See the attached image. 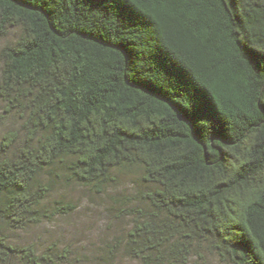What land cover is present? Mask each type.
Listing matches in <instances>:
<instances>
[{"label":"trees","instance_id":"trees-1","mask_svg":"<svg viewBox=\"0 0 264 264\" xmlns=\"http://www.w3.org/2000/svg\"><path fill=\"white\" fill-rule=\"evenodd\" d=\"M0 264H70L10 232L114 196L140 264H264V0H0ZM58 194V195H57Z\"/></svg>","mask_w":264,"mask_h":264},{"label":"rangeland","instance_id":"rangeland-1","mask_svg":"<svg viewBox=\"0 0 264 264\" xmlns=\"http://www.w3.org/2000/svg\"><path fill=\"white\" fill-rule=\"evenodd\" d=\"M16 33L15 29H10L6 39H0V46L5 41L14 39ZM11 123L17 125L16 119L5 115L0 100V135ZM134 179L133 174H123L104 194L75 185L59 188L58 193L65 194V197L74 203V211L56 216L51 222H43L23 231L10 232L9 238L20 244L32 243L38 250L51 243L60 248L68 247L72 252L70 264H140L121 254L109 256L104 251V245L124 230L128 223L124 214L110 212L115 203L113 198L123 192H130ZM188 264L225 263L213 254H205L202 259L192 258Z\"/></svg>","mask_w":264,"mask_h":264}]
</instances>
